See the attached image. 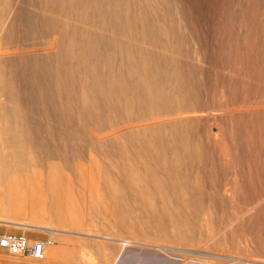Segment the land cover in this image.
Here are the masks:
<instances>
[{
    "label": "rangeland",
    "instance_id": "rangeland-1",
    "mask_svg": "<svg viewBox=\"0 0 264 264\" xmlns=\"http://www.w3.org/2000/svg\"><path fill=\"white\" fill-rule=\"evenodd\" d=\"M37 192L38 264H264V0H0L1 209Z\"/></svg>",
    "mask_w": 264,
    "mask_h": 264
},
{
    "label": "crops",
    "instance_id": "crops-1",
    "mask_svg": "<svg viewBox=\"0 0 264 264\" xmlns=\"http://www.w3.org/2000/svg\"><path fill=\"white\" fill-rule=\"evenodd\" d=\"M37 195L38 197L36 198L35 202H32L30 200L28 201L31 205L29 211L25 208V203H23L19 207L11 204L10 205L11 207L8 206L9 208L7 207L6 209H3V210L1 209V206H0V220L1 219L7 220L6 223H8V225H13V224L17 225L12 220H17L19 217H25V218L35 219V220L38 219L39 218V192H37ZM20 211L21 213H19ZM24 211H25V214L23 213ZM27 213H30L31 217L30 215L28 216ZM34 223H37L38 225L37 224H33V225L24 224V225H21V227L23 230H29V231H35V232L41 231V232H47L49 234H51L50 231H52V234H53V229H47L42 226H39V222H34ZM104 248H105V256H106V264H119V262L115 259V255H116L115 247H104ZM33 261H37V260H33ZM0 264H38V263L32 262L25 257L8 258L7 256L4 255V253L0 252ZM53 264H69V263L68 262L66 263L65 259H57L56 261H53Z\"/></svg>",
    "mask_w": 264,
    "mask_h": 264
},
{
    "label": "built area",
    "instance_id": "built-area-1",
    "mask_svg": "<svg viewBox=\"0 0 264 264\" xmlns=\"http://www.w3.org/2000/svg\"><path fill=\"white\" fill-rule=\"evenodd\" d=\"M23 234H0V252L38 260L48 240H30Z\"/></svg>",
    "mask_w": 264,
    "mask_h": 264
},
{
    "label": "bare ground",
    "instance_id": "bare-ground-1",
    "mask_svg": "<svg viewBox=\"0 0 264 264\" xmlns=\"http://www.w3.org/2000/svg\"><path fill=\"white\" fill-rule=\"evenodd\" d=\"M6 83V82H5ZM28 227V226H27ZM26 229V228H25ZM51 232V235H52V231H50ZM28 242L29 243H31L30 242V240H28ZM51 242H46V244L44 245V248H43V251H42V256H41V258L40 259H38L37 261H39V260H41V259H43V256L46 254V251H47V246L50 244ZM34 260V259H33Z\"/></svg>",
    "mask_w": 264,
    "mask_h": 264
}]
</instances>
